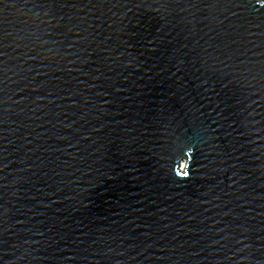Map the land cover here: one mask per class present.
I'll list each match as a JSON object with an SVG mask.
<instances>
[{
  "label": "water",
  "instance_id": "95a60500",
  "mask_svg": "<svg viewBox=\"0 0 264 264\" xmlns=\"http://www.w3.org/2000/svg\"><path fill=\"white\" fill-rule=\"evenodd\" d=\"M0 264H264V0H0Z\"/></svg>",
  "mask_w": 264,
  "mask_h": 264
},
{
  "label": "snow or ice",
  "instance_id": "6c2138e0",
  "mask_svg": "<svg viewBox=\"0 0 264 264\" xmlns=\"http://www.w3.org/2000/svg\"><path fill=\"white\" fill-rule=\"evenodd\" d=\"M178 175L180 174V173H177Z\"/></svg>",
  "mask_w": 264,
  "mask_h": 264
}]
</instances>
